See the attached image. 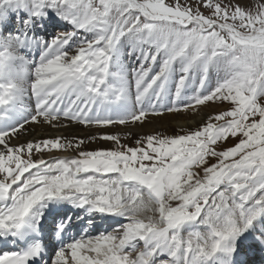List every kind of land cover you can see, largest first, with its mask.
<instances>
[{"label":"snow or ice","instance_id":"obj_1","mask_svg":"<svg viewBox=\"0 0 264 264\" xmlns=\"http://www.w3.org/2000/svg\"><path fill=\"white\" fill-rule=\"evenodd\" d=\"M57 22L71 29L38 34ZM124 40L140 61L134 108L116 60ZM213 67L224 75L201 92ZM166 113L200 119L178 125L182 134L142 135L135 147L91 137L112 141L111 150L23 139L45 125L143 129ZM53 149L76 156L46 161ZM58 202L87 221L53 214L41 224L43 208ZM97 220L110 230L94 235ZM256 253L264 254V0H0V264H264Z\"/></svg>","mask_w":264,"mask_h":264},{"label":"bare ground","instance_id":"obj_2","mask_svg":"<svg viewBox=\"0 0 264 264\" xmlns=\"http://www.w3.org/2000/svg\"><path fill=\"white\" fill-rule=\"evenodd\" d=\"M55 25V24H54ZM57 25V24H56ZM55 25V26H56ZM40 58V53L39 51H36L32 54H29V59L30 60H39ZM121 67L125 69V76L128 78L127 82L129 83V88L127 89V94H128V104L127 107H135V88L131 86L130 81H131V68L126 67V65L119 63ZM219 69L213 67L211 71L208 72V79L210 82H214L215 79L219 77ZM221 72V71H220ZM196 83V82H195ZM173 85V84H172ZM194 83H188L187 86L183 90V98L184 101L187 102V90L194 87ZM175 92V86L171 85L169 86V95L165 97L162 101V103L166 104L174 95ZM29 103L30 107H34V100H29L27 101ZM125 106H122L119 111H123ZM205 113L210 114L209 112L205 111ZM184 113L178 114H172V113H166V119L163 117H157L153 118V122L148 124L147 127H144L143 129L137 128L135 125L129 124V125H113V126H108L106 129H96V128H86L83 125H72L70 127H66L61 130H56V129H51L49 126L45 125V128L48 129L47 131L40 130L37 128L35 132H33L32 128H28V132L24 134L23 139L24 140H30V141H35L39 139H54L59 137L61 140L67 142L68 140L76 141L78 139H83L85 140V144L82 145L85 150L91 149L93 147L98 146L99 139L92 140L91 137L96 136L99 137L101 135L105 134H113V135H118L121 138L125 140L129 139H135V138H140L142 135H148V134H157L161 133L163 135H174L176 133H181L180 127L178 125H183L184 129H192L195 126V123H199V117H196L195 123L193 120L184 119ZM189 116L193 115L191 113L188 114ZM51 153H46L43 155V158L47 161L49 159H61V158H71L72 154L74 153L76 156V152L72 149H69L67 151H59L57 149H53ZM68 203V202H66ZM50 205H47V207L43 208L46 213H48ZM95 234V233H94Z\"/></svg>","mask_w":264,"mask_h":264},{"label":"rangeland","instance_id":"obj_3","mask_svg":"<svg viewBox=\"0 0 264 264\" xmlns=\"http://www.w3.org/2000/svg\"><path fill=\"white\" fill-rule=\"evenodd\" d=\"M250 2L254 3V4H259L260 3V0H250ZM57 25L59 24L60 28L59 27H56V29H51L50 27H47L46 29L45 28H40L39 29V35H41L42 37H44L45 39H50L52 36H54L57 32H61V31H67V30H70L71 29V25H68L64 22H57L56 23ZM55 24V25H56ZM54 25V26H55ZM77 39H80V37H77ZM119 47V51H118V54L116 56V60L119 63L121 64H124L126 65V67H130V68H134L136 66L139 65L140 61L139 59L137 58V55L135 52H131L130 54V50L132 48V45L129 41L127 40H124L121 42V44L118 46ZM212 68H209L208 69V72L211 71ZM221 71V72H220ZM219 71V77L217 79H215L214 82H209V79L207 78L206 80V87L205 88H202L200 89L201 92H204L206 89L207 90H210L211 88L215 87V85L217 84V82L223 77L224 75V72L222 70ZM197 77H195L194 79L197 81L196 79ZM207 81L209 83H207ZM190 83L192 81H189ZM199 83V80L196 82V84H194L195 86L193 87V91H190V97L189 99L196 94V91H194L196 88H197V84ZM174 85V83H173ZM171 85V87L173 86ZM195 92V93H193ZM203 107V106H201ZM205 111L209 112L210 114H215V110L212 109V108H207V109H204ZM135 139H129V140H125L123 138H121V143L122 144H125L129 147H135ZM99 145L96 146V147H93L91 149H88L89 151L91 150H111L113 149V147H115L114 143L112 141H108V140H101L99 139ZM233 141L232 140H229L226 144H224V147L227 148V147H231L233 146ZM57 150H61V151H65L64 149H57ZM54 151V150H52ZM46 153H49L47 150H45V152L43 153V155H45ZM40 154H37V156H39ZM75 157V154L73 153L72 154V157L71 158H74ZM212 163H215V160L212 159V158H209V166L212 164ZM202 175V173H201Z\"/></svg>","mask_w":264,"mask_h":264}]
</instances>
